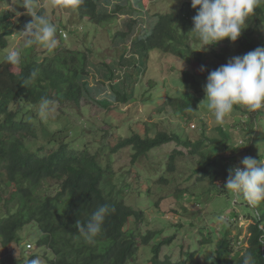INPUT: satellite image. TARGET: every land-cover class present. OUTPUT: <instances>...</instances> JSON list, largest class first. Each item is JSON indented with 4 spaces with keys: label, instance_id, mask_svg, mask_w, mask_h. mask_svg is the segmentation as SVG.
Returning <instances> with one entry per match:
<instances>
[{
    "label": "trees",
    "instance_id": "1",
    "mask_svg": "<svg viewBox=\"0 0 264 264\" xmlns=\"http://www.w3.org/2000/svg\"><path fill=\"white\" fill-rule=\"evenodd\" d=\"M124 6L125 0H84L83 4L73 9L80 17L100 26L114 19L115 14ZM131 12L132 9L129 8L128 14ZM196 12L197 9L191 6V0H182L176 11L150 16L151 21L147 20V25L141 27V32L136 38L132 37L131 42V51L140 57L151 49L167 56L168 59H175L174 66L178 63L184 64V67L192 66L187 70L181 67L182 78L176 80L187 90L192 85L189 75L195 77L196 82L199 81L196 64L210 72L217 69L215 64H202L201 55L194 47L200 43L190 31ZM7 18V13H0V28ZM262 22L264 2L248 17L241 36L235 41L242 51L249 52L257 47H264V40H261L259 35V25ZM127 28V33H116L123 40L134 31L131 24H128ZM4 34L6 33H2L1 37ZM57 38L63 40L61 36ZM222 52L218 55L224 57ZM88 53L83 49L58 48L55 53L45 56L42 60L31 55L29 61L24 60V64L19 66L8 63L6 56L0 59V248L5 250L12 244L20 245L21 254H28L26 264L36 258L40 259L41 264H139L135 259L138 250L143 249V246H148L147 251L151 255L146 262L151 264H199L196 252L198 249L203 252L202 248L206 246L205 264H243L241 252L251 253L254 264H264V201L253 205L241 197L236 199L235 204L231 194L226 195L229 201L222 206L221 213H224L228 206L247 207V210H243L246 218L251 221L247 226V237L243 239L235 235L236 233L230 235L231 222L238 220L237 210H231L230 220H220L223 236L215 232L209 223L202 224V217L196 214L195 221L201 220V224L196 225L192 220L190 224L196 227L195 236L201 238L199 244L195 243L194 247L186 249L181 259H173L169 255L161 258L159 254L163 245L171 247L177 243L174 235L160 238L161 231L150 228L145 232L140 229L136 232L129 228V222L137 225L139 221L144 220L143 212L134 209L124 198L114 196L110 163L108 161L103 164L98 160L99 151H92L86 144L74 145L63 139L58 146L51 149L46 146L30 148V139L37 137V128L33 122L36 115L32 107L40 104L42 98L54 100L61 107L71 105L79 108L82 98L94 97L96 89L100 94H104L103 99H100L103 100V105L110 103V100L124 103L134 97L135 88H132V79L127 76L130 70L135 68L132 62L121 75H117L113 70V77L117 76L119 81L109 82L110 87L101 81V77L96 84H90L87 76L90 72ZM132 57H135L133 53L123 54L121 62L128 63L132 61ZM142 70L144 73L145 68ZM33 71H37L34 78L31 76ZM150 84L152 85V82ZM195 91L203 94L199 89L195 88ZM194 94H187L185 90L181 92L183 99L163 95L164 102L153 110L162 113L166 110L165 104L170 102L175 106L172 112L180 115L185 108L192 109L191 103L197 101ZM235 108L241 107L237 105ZM245 111L248 112L247 107ZM253 112L259 113V110L250 111L251 114ZM65 115L63 114V117ZM201 122V136L195 140L188 136L182 137L175 130L154 131L148 134L147 129L146 134L132 131L130 136L121 137L111 146V150L117 152L118 149L129 148L132 161H135L154 148L176 141L187 150H174L170 153L167 170L174 172V160L178 155L185 159L195 157L193 160H196V166L189 170L199 174L197 181H207L210 188H214L215 193L221 195L220 191H223L229 169L240 167L244 155L249 154L257 160L264 157L251 152L250 146H240L243 145L242 140L236 143L233 141L234 145L228 144L231 133L221 124L207 128L205 121ZM64 130L65 127L53 130L49 142H56V136L61 135ZM67 136L65 134L64 138ZM215 145L219 146L223 154L210 150ZM106 146L107 143H101V147ZM230 148H233L232 151ZM239 149L242 151H238ZM226 151H231L232 154L225 155ZM159 180L160 183L168 182L163 176ZM219 181H222V186L218 185ZM120 187V190L124 191L123 187ZM175 194L189 200H195L196 195L187 188L175 190ZM103 205L114 208L115 211L105 216L102 233L95 241L86 243L76 222L86 223L91 213ZM185 209L183 211L187 212ZM221 213L213 211L215 216H211V222L214 223ZM179 216L183 220L184 216ZM182 222L178 221L176 224L177 230H180L178 227ZM26 226L33 230L27 240L21 234ZM153 238L155 243L148 245ZM28 240H32L35 249L27 247L25 242ZM4 262V258H0V264Z\"/></svg>",
    "mask_w": 264,
    "mask_h": 264
},
{
    "label": "rangeland",
    "instance_id": "2",
    "mask_svg": "<svg viewBox=\"0 0 264 264\" xmlns=\"http://www.w3.org/2000/svg\"><path fill=\"white\" fill-rule=\"evenodd\" d=\"M181 2L182 0H125V6L115 14L114 19L109 23L96 26L87 18L80 17L72 6L64 3V0H34L38 14L44 15L55 25L57 37L63 38L62 41L57 38L58 47L49 51L41 44L25 46L20 32L24 30L25 25L32 20V17L22 6L23 0L0 1V13L8 14L6 23H3L0 28V59L7 56L11 49L21 51V63L23 64L24 60H30L31 55L42 60L45 56L55 53L58 48L83 49L89 52L88 81L90 84H96L101 77V81L108 87H110L109 82L117 83L119 81L117 76L113 77V70L117 75H121V72L123 74L124 69L131 65V62L135 65V68H132L127 74L132 79L130 83L132 88H135V94L127 102L110 100V103L103 105V100L100 99H103L104 94H100L96 89L93 93L94 97L85 96L82 98L79 108L71 105L61 107L55 101L54 110L49 113L47 120L40 118L39 104L32 107L36 115L33 122L37 128V137L30 139L29 146L32 149L40 146L51 149L58 146L63 139L74 145L86 144L92 151H99L98 160L103 164L108 161L110 163L114 196L124 198V201L134 209L143 212L144 220L139 221L137 225L134 222H129L128 224L131 226L129 228L136 232L139 229L145 232L150 228L161 231L160 238L174 235L173 237L177 241L175 246L163 245L159 254L161 258L169 255L173 259H181L184 257L186 249L194 247L195 243L199 244L198 241L201 238L195 236L196 227L190 224L191 220L196 225L201 224V220H203L202 224L209 223L215 232L223 236V232L220 231V220H230L231 210H237L239 212L238 220L235 223L231 222L232 233L230 235L233 236L236 233L235 235H239L238 237L241 236L243 239L248 235L247 226L251 222L243 211L247 210L245 205L240 208L228 206L225 212L221 213L223 212L222 206L229 201L226 195H230V193L223 190L220 191L221 195H217L215 189L210 188L207 181H197L199 174L189 170L196 166V160H193L195 157L185 159L178 155L174 160V172L167 170L169 154L174 150L182 152L187 150L176 141L154 148L135 161H132V152L129 148L118 149L117 152L111 150V146L115 145L121 137L130 136L132 131L146 134L149 129L148 134H152L154 131L171 132L175 130L182 137L188 136L195 140L201 136L203 125L201 120L205 121L207 128L219 126L214 116L207 111V101L204 100V85L210 73L208 69L204 67V71H200L201 66L194 63L197 65L195 70L198 73L199 81L196 82L195 77L189 75V82L192 85L187 90L183 84L176 80L182 78L181 67L183 70H187L192 66L184 67V64L181 63L174 66L173 60L175 61V59H168L167 56L157 53L156 50L150 49L147 54H141V57L131 51L132 37L136 38L139 35L141 27L147 25L148 19L151 21L150 16L176 11ZM129 8L132 9L130 14H128ZM128 24H131L134 31L123 40L116 33H127ZM2 33L6 34L1 37ZM259 35L260 39L264 40V22L259 25ZM194 47L201 55L202 64L206 66L215 64L216 68L226 64L232 57L248 53L242 51L236 42H230L227 39L216 45L206 46L207 51L200 50L201 42ZM223 50L225 51L222 52ZM221 52L224 57L218 55ZM132 53L135 55L131 58L132 61L121 62V55H131ZM144 68L143 73L142 69ZM109 76L113 78L110 79ZM195 88L203 94L195 91ZM185 90L187 94L194 92L197 98V101L191 103L193 104L191 110L185 108L180 115L175 114L172 112L175 106L173 107L170 102L165 104L166 110L162 113L153 110L164 102L162 101L163 95L183 99L184 96L181 95V92L183 93ZM240 107V109L234 107L233 112L221 124L231 133V140L228 144L234 145L238 140H242L243 145L240 146H250L251 152L254 151L264 157V109H260L259 113L251 114L249 110L245 111V106ZM63 114L66 115L63 117ZM59 127H65L64 132L56 136L58 139H55L56 142L50 143L48 139L53 130ZM65 134L68 135L66 138H64ZM233 141L235 142L233 143ZM101 143H107V146L101 147ZM230 149L232 151L233 148ZM210 150L216 154H223L217 145L212 146ZM231 151H226L224 154L231 155ZM244 156L251 157L249 154ZM261 162H264V158ZM162 176L168 179V182L160 183L159 179ZM218 185L222 186V181H219ZM120 186L124 191L120 190ZM183 188H187L189 192L194 191L196 193L195 200L175 194V190ZM234 203L236 204V199ZM213 211L221 213L214 223L211 222V216H215L212 214ZM196 214L202 217L197 222L195 221ZM179 215L184 216L183 220ZM178 221L179 223L183 221L178 227L180 230H177L176 227ZM31 231L33 230H30L29 226L24 227L21 233L23 238L30 239ZM155 238L150 240L148 245H153ZM28 242L33 243L32 240L25 243ZM243 244L245 243L243 242ZM31 247L35 249L34 243L31 244ZM202 249L204 253L201 249L196 252L199 264L204 263V255L207 252L206 246ZM147 250L148 246H143V249L138 250L137 259H135L137 263L151 264L146 262V259L151 255ZM21 251V246L17 244H12L5 250L0 248V258L5 260L3 264H26L28 254H21Z\"/></svg>",
    "mask_w": 264,
    "mask_h": 264
},
{
    "label": "clouds",
    "instance_id": "3",
    "mask_svg": "<svg viewBox=\"0 0 264 264\" xmlns=\"http://www.w3.org/2000/svg\"><path fill=\"white\" fill-rule=\"evenodd\" d=\"M264 0H191V6L197 9L192 18L190 30L202 47L207 51L208 45H216L227 38L235 42L241 36L250 15ZM66 5L76 7L84 0H64ZM136 5V4H134ZM22 6L32 20L20 32L26 47L37 44L53 51L58 47L57 29L44 15L38 14L34 0H23ZM19 15V13H18ZM13 66L21 64V51L11 49L5 57ZM200 71H204L201 66ZM37 71H33L34 78ZM204 100L207 111L216 123L223 124L237 105L245 106L249 111L264 109V47H257L243 56L232 57L226 64L211 71L204 85ZM56 104L54 100L42 98L39 104V116L47 120ZM240 167L229 169L228 178L223 186L232 198L244 197L250 204L264 201V162L250 156L244 157ZM107 205L94 210L86 223L76 222L80 235L86 243H93L102 233L105 216L114 212ZM28 244V243H27ZM243 264H254L251 253L241 252ZM29 264H41L39 258Z\"/></svg>",
    "mask_w": 264,
    "mask_h": 264
},
{
    "label": "built area",
    "instance_id": "4",
    "mask_svg": "<svg viewBox=\"0 0 264 264\" xmlns=\"http://www.w3.org/2000/svg\"><path fill=\"white\" fill-rule=\"evenodd\" d=\"M31 245L30 244H27V247H30Z\"/></svg>",
    "mask_w": 264,
    "mask_h": 264
}]
</instances>
